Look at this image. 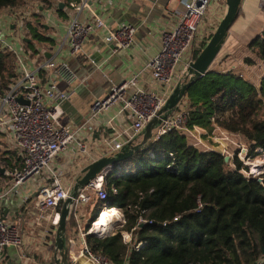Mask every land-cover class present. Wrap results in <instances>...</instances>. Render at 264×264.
<instances>
[{"label": "trees", "instance_id": "16d2710c", "mask_svg": "<svg viewBox=\"0 0 264 264\" xmlns=\"http://www.w3.org/2000/svg\"><path fill=\"white\" fill-rule=\"evenodd\" d=\"M25 1L0 0V12ZM30 29L39 41H52ZM206 44L207 38L197 40L193 60ZM248 48L253 55L247 64L264 61V29ZM17 76L15 54L0 47V92ZM186 100L190 129L199 126L211 135L221 127L247 140L249 158L264 154V74L257 86L234 72L210 71L191 85ZM3 155L0 151L7 170L20 166ZM225 155L201 150L179 131L149 142L106 174L108 196L95 200L85 228L105 206L120 209L126 222L115 234L87 235L90 248L111 264H264V173L260 182L238 153L229 162ZM76 225L72 213L68 239ZM124 231L132 234L131 241L124 240Z\"/></svg>", "mask_w": 264, "mask_h": 264}, {"label": "crops", "instance_id": "0c3cea01", "mask_svg": "<svg viewBox=\"0 0 264 264\" xmlns=\"http://www.w3.org/2000/svg\"><path fill=\"white\" fill-rule=\"evenodd\" d=\"M61 1L63 0H26L20 5L29 7L31 11V15L26 20L25 29L34 28L42 36L52 40L50 42L39 41L29 31L27 34L20 26H16L12 16L9 15L11 10L3 12L5 13L4 27L6 36L16 45L27 67L35 70L47 60L54 59L58 62H66L76 73L77 79L73 85L62 78L58 79V84L65 90L74 88L70 99L63 103V121L70 127L77 128L86 121L96 100L111 93L116 84L142 71L146 63L160 51L163 32L178 22L183 0H115L114 2L91 0V7L84 10L83 18L90 20L94 15L101 16L105 19L107 28L91 32L83 41L81 48L74 53L70 41L67 40L69 23L68 25L61 23L58 14ZM127 22L137 28L134 43L130 47L115 51L105 40L108 29ZM263 29L264 7L261 5V0H243L240 14L212 65L214 72H234L259 86L264 74V61H258L253 67L245 64L243 60L247 57L249 42ZM29 43H32V47L27 46ZM185 69L184 66L180 67L181 76ZM52 73L47 69L39 72L43 85H46L47 80L53 77ZM138 84L144 89L154 91L163 89L160 83L154 80L149 70L143 72L138 78ZM66 102L68 103L65 104ZM121 108V104L109 107L95 118L91 128H85L79 132L78 140L86 142V152L81 153L75 142L58 155L54 161L55 166L61 168L68 185L73 179L76 180L85 166L102 156H107V140L114 137V128L109 125V121L113 120V126L118 130L124 129L131 122L128 113ZM183 133L190 144L201 150L220 152L229 145L228 136L232 135L221 127H217L214 133L209 135L199 126ZM142 139L143 135L137 139L136 143L141 142ZM0 151L4 153L3 157L8 159V163H23L22 151L17 147L12 134L5 129H0ZM0 165L6 170L5 173L0 172V191H2L8 187L10 179L7 176L5 162L2 161ZM42 183L39 178L29 179L17 191L5 196L1 201L2 219L20 222L24 228L25 240L22 250L13 246L6 248L2 260L6 264L10 262L56 264V258L60 257L59 253L57 256L55 254L54 227L50 221L39 218L36 208V199ZM90 195V201L81 208L84 227L92 217L95 200L99 198L95 192H90ZM100 214L101 212L98 217ZM118 217L110 222V233L105 232V236L118 232L121 227V220ZM78 245L79 241L75 247ZM83 259L85 260L81 264H91L83 256L75 259L73 264H79Z\"/></svg>", "mask_w": 264, "mask_h": 264}, {"label": "built area", "instance_id": "2783aa9c", "mask_svg": "<svg viewBox=\"0 0 264 264\" xmlns=\"http://www.w3.org/2000/svg\"><path fill=\"white\" fill-rule=\"evenodd\" d=\"M63 1L65 8L67 7L69 13L73 14L69 20L67 40L70 41L74 53L81 48L83 41L91 32L97 29H106L107 23L103 17L98 15H94L90 20L83 18L84 10L91 7V0ZM215 4L223 5L224 9L227 8V4L225 6V3H218L217 0H183V8L179 14L178 22L163 32L160 51L146 63L142 71L136 73L132 78L116 84L111 93L96 100L86 121L77 128L70 127L62 120L64 113L62 105L70 99L74 88L65 90L58 84V79L62 78L68 84L73 85L77 79L76 73L66 62H58L54 59L47 60L35 70L27 67L16 45L6 36L5 13H3L4 11L0 12V47L15 54L18 71V76L8 88L3 93L0 92V129L8 130L12 134L17 147L23 154V163L7 171L10 183L5 190L0 191V208L1 201L5 196L17 191L29 179L39 178L43 183L36 199L38 215L41 220L50 221L56 232L60 220L59 206L69 196L76 181L73 179L70 185L65 182L61 168L55 166L54 161L58 155L75 142L81 153L86 152V142L78 140L79 132L85 128H91L95 118L113 105L121 104V110L128 113L131 122L124 129L118 130L113 126V120L109 121V125L114 128V137L107 140V156L118 152L126 143L133 140L150 121L156 118L177 80L182 78L179 73L180 67L186 68L193 60L192 47L197 40L201 41L207 38L208 42L211 34L214 33L211 30L212 33L209 34L207 25L210 23H203V20ZM261 5L264 7V0H261ZM9 10H11L9 15L12 16L14 24L25 30L26 20L31 15L30 8L18 6ZM225 12L226 10L224 14ZM216 15V10H213V19L217 17ZM136 29L131 23H123L115 28H109L105 40L108 45L113 46L115 51L130 47L134 43ZM189 54L191 59L186 61L185 58ZM46 69L53 72V77L47 80L46 85H43L39 72ZM146 70H149L154 80L160 83L163 87L162 90L144 89L138 84V78ZM186 98L187 96L182 99L161 126L155 129L152 141L161 138L170 131L187 132L192 130L187 126L190 110ZM104 183L105 177L97 176L80 191L75 200L71 214H74L77 225L76 234L68 240L69 264H73V261L80 256L86 257L92 264H111L106 256L95 253L88 245L86 237L94 233L96 220L92 222L90 228L85 229L80 209L90 201V192H95L100 199L107 198L108 192L104 189ZM103 209H109V207L105 206ZM119 211L121 215L118 218L121 220L120 226L122 227L126 220L124 213L120 209ZM142 220L140 219V221ZM23 229L20 222L5 221L0 215V261L3 260L7 247L24 249ZM122 233L126 242L131 241L132 234L130 232ZM100 236H105V234ZM77 241H79V245L75 247ZM142 244L139 243L136 247L138 248Z\"/></svg>", "mask_w": 264, "mask_h": 264}, {"label": "water", "instance_id": "95a60500", "mask_svg": "<svg viewBox=\"0 0 264 264\" xmlns=\"http://www.w3.org/2000/svg\"><path fill=\"white\" fill-rule=\"evenodd\" d=\"M243 0H226V12L219 22L216 30L211 38L208 40L205 47L201 50L195 60H192L184 70L181 80H179L171 94L169 95L165 105L159 112V115L150 121L147 126L138 133L133 140L126 143L118 152L113 155L102 156L85 166L81 174L76 178L74 185L70 190L69 196L64 200L62 209L60 211V220L56 231L55 248L56 256L59 253L60 257L56 258V264H69L68 259V238H67V221L71 215L72 208L75 204L80 191L86 187L97 176H106L111 172L117 164L130 158L140 149L146 147L154 137V130L161 126L163 121L173 112L177 105L187 96L188 90L191 85L200 77L206 75L212 69V65L218 57L229 31L235 21L237 20ZM65 2L59 3V8L64 9ZM113 48V46H112ZM66 102L65 104H67ZM63 106V105H62ZM143 135L141 142L136 143L137 139ZM230 156L225 155V161L229 162ZM0 172L5 173L6 170L0 165ZM258 180L263 182V178L259 177ZM145 222H141V225ZM99 232V231H98ZM93 233L96 235H104L105 232ZM110 233V232H108Z\"/></svg>", "mask_w": 264, "mask_h": 264}, {"label": "rangeland", "instance_id": "374dc122", "mask_svg": "<svg viewBox=\"0 0 264 264\" xmlns=\"http://www.w3.org/2000/svg\"><path fill=\"white\" fill-rule=\"evenodd\" d=\"M217 2L218 3H225L224 5L226 6V0H217ZM213 10L214 11L216 10V12H217V15H216L217 17H215V19H213L214 17L212 16ZM225 10H226V7L224 9L223 5L215 4V6L210 11H208L207 14L204 16L203 23H207V24L210 23L209 25H207V26H209V28H208L209 34L212 33L211 30H213V32L216 30V28L220 22V19L223 18ZM60 11L58 12V14H59V18H60L61 23H67V25H68L69 20L71 19L73 14L69 13V9L67 7L64 8L63 10H60ZM211 22H212V24H211ZM25 31L27 34H28V31L31 33V29L26 28ZM20 43H21V41H20ZM252 55L253 54L251 53L250 50L247 51V55H246L247 57H250ZM247 57H245L243 60L245 64H247V62H246ZM187 59H191L190 54L187 55V57L185 58L186 61H187ZM257 63H258V61H257ZM247 65H249V64H247ZM250 66L255 67L254 65H250ZM62 120H63V117H62ZM227 142L229 145L222 152L226 155H229L230 159H232L234 157V155L236 153H238L239 156L242 159H244V163L249 166L250 173L254 172L255 176L261 177V175L264 173V154L257 155L256 158H249V156L247 154H248V151L250 149V145L247 142V140L240 134H235V133L233 134L232 133V135L228 136ZM257 151H262V150L258 149ZM259 165L260 166L262 165V166L260 167ZM115 168H118V164L116 165ZM244 172H246V170H244ZM93 208H94V206H93ZM93 208H92V211H93ZM119 215H121V212ZM84 260L85 259L81 260L79 262V264H81Z\"/></svg>", "mask_w": 264, "mask_h": 264}, {"label": "bare ground", "instance_id": "6f19581e", "mask_svg": "<svg viewBox=\"0 0 264 264\" xmlns=\"http://www.w3.org/2000/svg\"><path fill=\"white\" fill-rule=\"evenodd\" d=\"M119 214H120V211L116 207L109 208V209H103L101 211L100 216L96 220V227L94 229V232L95 233H97L98 231L100 233L101 232H107V233L110 232L111 226H109V224H110V222L114 221V219L117 218L119 216Z\"/></svg>", "mask_w": 264, "mask_h": 264}]
</instances>
